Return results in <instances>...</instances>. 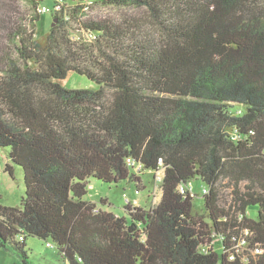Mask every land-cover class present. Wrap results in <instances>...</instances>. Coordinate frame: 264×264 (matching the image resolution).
<instances>
[{
  "label": "trees",
  "instance_id": "1",
  "mask_svg": "<svg viewBox=\"0 0 264 264\" xmlns=\"http://www.w3.org/2000/svg\"><path fill=\"white\" fill-rule=\"evenodd\" d=\"M27 2L30 14L0 0V147L25 185L19 206L0 205V248L25 261L35 236L67 264H264L263 6L64 0L38 37ZM98 7L121 13L92 16ZM69 72L97 87L62 85ZM138 164L163 171L155 206L127 202L125 217L84 199L88 178L139 180ZM196 179L202 213L178 189Z\"/></svg>",
  "mask_w": 264,
  "mask_h": 264
},
{
  "label": "rangeland",
  "instance_id": "2",
  "mask_svg": "<svg viewBox=\"0 0 264 264\" xmlns=\"http://www.w3.org/2000/svg\"><path fill=\"white\" fill-rule=\"evenodd\" d=\"M16 4L20 5V9L28 10L27 14H30V4L27 0H15ZM76 0H66V4L73 5ZM52 5V0L48 2ZM256 4L263 6L264 0H256ZM31 7V6H30ZM31 10V9H30ZM121 11L114 8H102L98 7L91 12V15L95 16H120ZM53 13L46 12L40 16L36 22V35L43 36L50 29L53 23ZM61 84L68 88H96L97 85L94 81L88 79L84 75H79L74 72H69L65 79H62ZM9 147H0V205L6 206H19L21 198L25 192V185L23 180V170L19 165L14 164L9 158ZM9 166L11 173L6 170ZM137 171V170H136ZM138 172V171H137ZM139 180L120 181L118 183H105L97 178H88L87 193L84 199L88 201H94L98 206L103 209H108L117 216H125L126 209L124 205L127 203L132 206H140L144 208H151L155 206L161 196L160 184L155 180V173L153 171L138 172ZM222 186L219 191V205L226 208L230 205L232 200L231 186L227 181L222 182ZM242 183V190H244ZM193 194L196 195L193 198V204L195 211L203 212V194L202 189L206 185L199 179L194 180L191 183ZM100 198H105L108 205H102ZM247 215L256 219L257 206H250L247 208ZM26 254L27 258L23 261V257L12 246L7 243L5 247L0 248V264H67L63 260L57 248L54 246H46V241L35 236H29L26 238ZM217 250L219 251V244L215 243Z\"/></svg>",
  "mask_w": 264,
  "mask_h": 264
},
{
  "label": "built area",
  "instance_id": "3",
  "mask_svg": "<svg viewBox=\"0 0 264 264\" xmlns=\"http://www.w3.org/2000/svg\"><path fill=\"white\" fill-rule=\"evenodd\" d=\"M36 1H37L36 11H37V13H38L39 15H42V14H44V13H46V12H49V13H50V12H51V13L59 12V11L61 10V7L63 6V2H64V0H52V5L50 6V4L48 3L50 0H36ZM236 113H239V111H236ZM231 138H232L233 140H235V139L238 138V136L235 135V134H233V135L231 136ZM127 164L131 166V165H134V162H133V160H131V159L128 158V159H127ZM139 168H140V164H138V165L136 166L135 170L138 171ZM154 173H155V180L160 184V181H161V178H162V175H163V171H162V170H159V171L154 172ZM178 189H179V191L182 192V193H184L185 190H188L189 192H191V193L193 194V189H192L191 184L189 185L188 188H186V187L180 185V186L178 187ZM206 192H207V189L203 187V189H202V194H205ZM127 202H128V201H127ZM241 243H243V241H242ZM46 246H48V247H52V244L46 242Z\"/></svg>",
  "mask_w": 264,
  "mask_h": 264
},
{
  "label": "crops",
  "instance_id": "4",
  "mask_svg": "<svg viewBox=\"0 0 264 264\" xmlns=\"http://www.w3.org/2000/svg\"><path fill=\"white\" fill-rule=\"evenodd\" d=\"M107 204H109V202L107 201ZM102 208V207H101ZM106 210H108V209H106Z\"/></svg>",
  "mask_w": 264,
  "mask_h": 264
}]
</instances>
